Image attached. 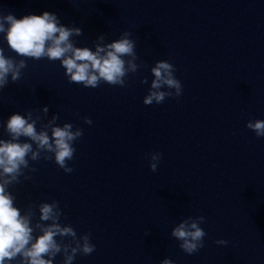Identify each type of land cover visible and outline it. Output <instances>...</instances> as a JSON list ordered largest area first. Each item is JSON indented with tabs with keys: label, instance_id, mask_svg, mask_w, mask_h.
Segmentation results:
<instances>
[{
	"label": "water",
	"instance_id": "obj_1",
	"mask_svg": "<svg viewBox=\"0 0 264 264\" xmlns=\"http://www.w3.org/2000/svg\"><path fill=\"white\" fill-rule=\"evenodd\" d=\"M0 11L53 13L82 29L71 38L76 47L94 50L100 35L110 43L126 31L136 42L140 68L126 87L71 84L59 61L44 58L28 59L21 79L0 92V139H9V117L28 111L38 130L56 114V126L83 130L72 173L54 159L30 160L32 178L9 187L21 214L57 201L62 225L91 234L95 251L73 264H264V137L246 127L264 120V0H0ZM4 35L5 56L23 59ZM159 61L173 64L183 92L146 106ZM155 152L162 159L153 173ZM190 216L206 221L204 247L192 255L171 237Z\"/></svg>",
	"mask_w": 264,
	"mask_h": 264
},
{
	"label": "clouds",
	"instance_id": "obj_2",
	"mask_svg": "<svg viewBox=\"0 0 264 264\" xmlns=\"http://www.w3.org/2000/svg\"><path fill=\"white\" fill-rule=\"evenodd\" d=\"M0 33L5 34L8 48L23 58L17 61L7 57L0 47V92L10 81L16 83L21 79L28 59L59 61L69 83L92 89L102 83L126 87L128 75L137 73L140 68L136 63L139 59L135 51L136 42L130 39L131 33L127 31L110 43H105V36L100 35L93 50L76 47L71 38L82 35V29L63 26L53 13L30 14L17 19L11 13L4 15L0 11ZM150 71L154 79L143 100L144 105H159L168 98L178 100L181 97L183 88L174 75L176 69L173 64L159 61ZM141 83L147 84V78ZM43 112L45 115L48 113L46 106ZM38 119H33L32 111L26 115L12 114L4 127L9 139H0V264H10L17 259L19 264H53L58 254L63 255V264H73L77 255L88 256L95 251L90 233L78 236L71 225L61 224L63 213L57 201L30 206L24 214L15 206L16 197L9 187L20 184V177L24 180L32 178L25 174V170L37 171L30 167V160L54 159V163L65 173L74 171L68 163L74 158L76 149L73 145L82 137L83 130L74 129L69 123L56 126L58 114L38 130ZM83 122L92 124L87 117ZM246 127L257 138L264 137V120H249ZM21 138L29 142H21ZM148 158L150 170L155 173L162 154L150 153ZM33 207H38L39 211L35 223ZM205 222L203 216H190L172 229L171 237L179 242L184 253L192 255L204 247L206 233L201 225ZM66 239L68 242H65ZM215 243L227 245L228 242L218 240ZM161 264L173 262L164 259Z\"/></svg>",
	"mask_w": 264,
	"mask_h": 264
}]
</instances>
